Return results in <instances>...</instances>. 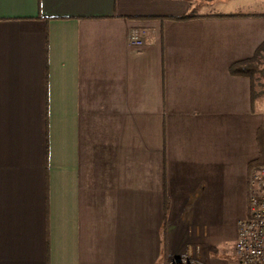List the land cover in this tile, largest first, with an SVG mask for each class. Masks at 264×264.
<instances>
[{
    "label": "crops",
    "instance_id": "crops-1",
    "mask_svg": "<svg viewBox=\"0 0 264 264\" xmlns=\"http://www.w3.org/2000/svg\"><path fill=\"white\" fill-rule=\"evenodd\" d=\"M257 6L0 0V264H164L187 242L214 264L235 244L264 156L229 70L264 43Z\"/></svg>",
    "mask_w": 264,
    "mask_h": 264
},
{
    "label": "built area",
    "instance_id": "built-area-1",
    "mask_svg": "<svg viewBox=\"0 0 264 264\" xmlns=\"http://www.w3.org/2000/svg\"><path fill=\"white\" fill-rule=\"evenodd\" d=\"M131 45L140 46L137 34L129 37ZM240 264H264V160L248 169L247 214L238 223L234 245ZM164 264H210L199 245L187 242L177 255L167 256Z\"/></svg>",
    "mask_w": 264,
    "mask_h": 264
},
{
    "label": "rangeland",
    "instance_id": "rangeland-1",
    "mask_svg": "<svg viewBox=\"0 0 264 264\" xmlns=\"http://www.w3.org/2000/svg\"><path fill=\"white\" fill-rule=\"evenodd\" d=\"M242 10L243 9H239L238 11ZM254 11L255 13H262L264 12V6H257L254 8ZM253 70V76L255 81V126L256 129L257 127L258 129L256 131L255 141L251 142L249 140L248 148L249 152H253L256 157H261L264 154V47L255 59ZM238 141H241V135L238 136ZM250 165H252L251 162L249 166ZM232 230L233 227L227 230L228 233L224 234L223 239L216 242V247L219 250L211 254V261L214 264H240L239 259L236 256L234 250L235 244L234 236L232 235ZM209 243L213 244L210 239Z\"/></svg>",
    "mask_w": 264,
    "mask_h": 264
},
{
    "label": "trees",
    "instance_id": "trees-1",
    "mask_svg": "<svg viewBox=\"0 0 264 264\" xmlns=\"http://www.w3.org/2000/svg\"><path fill=\"white\" fill-rule=\"evenodd\" d=\"M193 18L192 16H184L182 18H178L176 19L177 21H185V20H188V19H191ZM264 47V44L260 45L257 50H256V53H255V56L252 60H249V61H246V62H240L238 64H234L230 67V74L233 75V76H244V77H247L250 82H251V85H252V88H254V76H253V65H254V62H255V59L257 57V55L259 54V52L262 50V48ZM264 156V154H263ZM261 163V162H260ZM257 164V163H256Z\"/></svg>",
    "mask_w": 264,
    "mask_h": 264
}]
</instances>
